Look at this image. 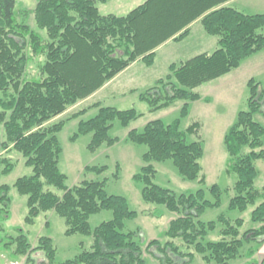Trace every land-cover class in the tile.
Wrapping results in <instances>:
<instances>
[{"label": "trees", "instance_id": "obj_1", "mask_svg": "<svg viewBox=\"0 0 264 264\" xmlns=\"http://www.w3.org/2000/svg\"><path fill=\"white\" fill-rule=\"evenodd\" d=\"M107 1L38 0L35 21L39 32L26 22V15L22 20L18 18L17 0H0V149L21 153L26 165L33 168L32 175L14 184L20 194L28 196L25 220L34 224L41 213L54 210L65 219L66 235L94 237L91 250L61 264H147L146 251L160 264H190L197 254L209 263L232 264L243 256L245 243L264 242V187L255 185L259 175L256 161L264 159V126L255 118L264 113L261 82L255 78L248 81V109L238 112L224 143L229 154L227 172L237 175L233 187L228 188L233 192L229 209L243 213L254 207L251 220L262 225L243 231V218L232 220L223 214L217 220L203 221L201 217L207 209L222 205L224 191L218 184L208 188L214 197L211 200L203 187L177 194L155 182L157 169L153 163L172 160L183 179L206 185L201 166L203 143L189 138L199 135L201 126L194 123L182 128V118L190 112L185 103L173 122L156 119L141 131L132 129L128 133L131 142L148 147L143 154L145 165L133 176L143 185L144 201L177 214L165 232L167 240H151L145 250L140 229L125 231L126 220L139 217L128 198L110 194L106 181L85 180L68 186L67 175L60 169L63 147L58 138L66 120H53L95 94L133 63L140 60L153 66L158 48L168 41L188 38L197 21L209 35L218 38V47L211 53L170 64L166 78L141 92L140 99L149 104L151 112L167 109L176 100H200L202 96L195 91L198 87L238 69L246 59L264 50V13H244L230 6L231 0H146L124 16L103 15L98 3ZM37 57L43 59L38 64V76L28 77L29 62ZM92 109H98V113L81 120L72 136L75 141L81 135L92 134L88 145L92 152L120 140L110 134L115 121L129 127L143 116L135 108L120 110L96 102L70 120ZM117 167L120 169L119 164ZM13 169L14 163L0 156V175ZM106 169L86 168L100 174ZM11 189L7 184L0 185L2 233L4 223L11 217ZM103 210H111L113 218L93 229L91 217ZM150 215L162 218L164 212L157 209ZM217 230L220 237L209 240ZM5 238L8 241L0 239V243L3 241L6 249L15 245L13 255L27 256L28 263L55 264L56 249L51 237H40L35 247L21 229L18 236ZM38 252H43L46 259L32 256ZM255 253V248H250L247 255Z\"/></svg>", "mask_w": 264, "mask_h": 264}, {"label": "rangeland", "instance_id": "obj_2", "mask_svg": "<svg viewBox=\"0 0 264 264\" xmlns=\"http://www.w3.org/2000/svg\"><path fill=\"white\" fill-rule=\"evenodd\" d=\"M145 1L109 0L106 3H98V7L103 15L114 14L124 16ZM250 1L254 2V0ZM37 3L38 0H17L16 11L20 20L26 15V22L33 29L41 32L35 21V7ZM42 33L44 34L45 32ZM204 39H211V41L218 40L217 37L209 35L202 24H198L193 28L192 34L187 39L181 42H172L160 50L153 66H147L143 62L137 64L130 73L122 76L117 81V84L113 86L118 87V89L100 92L95 96L93 94L89 98L70 107L64 114L53 120L54 122L62 119L66 120L65 127L58 133V138L63 147L59 163L60 169L67 175L68 186L79 185L85 180L106 181V189L110 194L128 198L131 208L139 212V217L126 220L125 231L140 229L144 250L151 240H167L165 232L168 229L170 221L173 217H177V214L169 211L164 206L144 201L141 192L143 185L134 181L133 176L145 165L143 154L148 150V147L131 142L127 139L128 133L132 129L141 131L146 124L156 119H163L167 123L173 122L180 116L181 109L185 103L189 104L190 112L187 117L182 118V128L186 129L194 123H199L201 126L199 135H192L189 138L191 141L200 140L203 143L204 156L201 159V166L203 168V175L206 177V185L199 184L197 181L183 179L172 160L153 163L157 169L155 182L175 191L177 194L195 192L203 187L207 190V197L211 200L214 197L208 188L213 184H218L224 191L221 197L222 205L218 208L207 209L201 217L203 221L217 220L223 214L232 220L243 218V231L258 228L262 225L254 223L251 220V211L254 207H249L243 213L239 210L229 209V202L233 192H230L228 188L233 187L237 181V175L228 174L227 172L229 154L224 143V137L230 126L236 121L238 112L248 109L250 91L244 71L235 69L220 78L201 85L195 90L202 96L200 100L188 102L176 100L169 108L158 112H151L149 104L140 99L141 92L154 87L158 80L166 78L169 74L170 64H179L183 60L194 56L196 54V51H194L195 47L202 44ZM215 46L216 48L218 47L217 44ZM41 59V57L31 59L27 69L28 77L38 76V64L43 60ZM124 91L125 93L122 94ZM96 102H101L105 106H114L120 110L135 108L143 113V116L133 121L129 127H123L118 120L115 121L110 134L114 137H119L120 140L113 146L103 145L96 152H92L88 148L92 134L81 135L75 141L72 140V136L78 131L80 121L94 117L98 113V109H92L86 115L79 118L71 120L70 118ZM256 120L264 126V116L258 115L256 116ZM0 156H6L14 163V169L11 173L0 175V185L7 184L12 188L9 194L11 198V217L4 223L5 232H0V239L8 241L5 236L11 235L16 237L19 235V230L21 229L28 236L31 245L35 247L38 245L40 237H51L56 249L55 264L73 260L82 252L91 250L94 244V237L79 233L70 236L66 235L67 226L65 219L54 210L41 213L35 219L34 224L26 222L25 219L29 211L28 196L20 194L14 184L19 178L32 175L33 168L27 166L23 155L15 150L5 152L0 149ZM118 164L120 169L117 167ZM89 166H106L107 169L100 174L96 171L86 170ZM256 167L259 175L255 185L257 188H263L264 159L257 160ZM51 189L57 193H62L55 188ZM157 209H161L164 212L162 218L150 215ZM112 218L113 212L111 210H103L94 214L90 219V223L92 228L95 229L101 223ZM219 230L211 233L208 239L217 240L220 237ZM3 241L0 243V264H31L28 263L27 256L13 255L15 245L9 247L10 249H6ZM256 247V241L245 243L242 249L243 256L246 255V252L250 248ZM183 249L186 250V247ZM32 256L38 260L46 259L43 252L33 253ZM144 256L147 264H160L147 251L144 253ZM193 260L192 264L209 263L200 254H197V258ZM236 263H239V261L232 262V264ZM211 264L217 263L211 262Z\"/></svg>", "mask_w": 264, "mask_h": 264}, {"label": "crops", "instance_id": "obj_3", "mask_svg": "<svg viewBox=\"0 0 264 264\" xmlns=\"http://www.w3.org/2000/svg\"><path fill=\"white\" fill-rule=\"evenodd\" d=\"M228 4L230 6L235 7L236 9L244 12V13H247V14L264 13V0H254V2H252L250 0L249 1L248 0H231ZM198 24H201V22L197 21L192 25L190 35L192 34L193 28ZM172 42H174V41H168L167 43H165L164 45L159 47L157 50V55L160 52V50L164 49L166 46H168ZM203 42H202V44L197 45L195 47V49H194V51H196L195 55L205 53V52L211 53L216 49L215 44H217V41H211V39H204ZM201 47H203V48H201ZM201 49H206V50H201ZM141 62L142 61L139 60V61L133 63L125 71L120 73L117 77H115L113 80H111L108 84H106L104 87H102L100 90H98L93 96L97 95L100 92H108L109 90L114 91L115 89H118V87L117 88L113 87L117 84V81L122 76H124L125 74L130 73V71L137 64H139ZM238 69L244 71V73H245L244 75L246 77L245 79L247 80V83L251 78H255L257 81L261 82L264 86V78H263L264 77V50L253 55V56H251V57H249L248 59H246ZM124 93H125V91L122 94H124ZM258 115L264 116V113H258ZM258 115H256V116H258ZM256 116H255V118H256ZM58 194H60V193L58 192ZM174 218H176V217H173L172 219H174ZM255 250H256V253L254 256L249 257L247 255V252H246L245 256L239 258V260L236 259L234 261H237V262L239 261V263H236V264H261L262 261L264 260V242L260 243V244L257 243V247L255 248ZM196 258H197V255L194 259H196ZM193 261H192V263H193ZM192 263H190V264H192ZM208 264H211V263H208Z\"/></svg>", "mask_w": 264, "mask_h": 264}]
</instances>
